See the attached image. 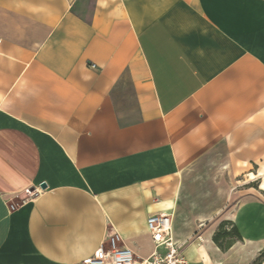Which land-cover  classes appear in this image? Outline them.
I'll use <instances>...</instances> for the list:
<instances>
[{
  "label": "crops",
  "instance_id": "crops-1",
  "mask_svg": "<svg viewBox=\"0 0 264 264\" xmlns=\"http://www.w3.org/2000/svg\"><path fill=\"white\" fill-rule=\"evenodd\" d=\"M152 213L192 264L264 248V0H0V264H88L110 227L139 262Z\"/></svg>",
  "mask_w": 264,
  "mask_h": 264
},
{
  "label": "built area",
  "instance_id": "built-area-1",
  "mask_svg": "<svg viewBox=\"0 0 264 264\" xmlns=\"http://www.w3.org/2000/svg\"><path fill=\"white\" fill-rule=\"evenodd\" d=\"M40 189L25 190L24 198H33ZM147 228L153 242V251L139 262L134 251L126 246L114 228H108L103 242L87 259L88 264H192L184 255L181 245L173 238L170 213H152L147 217Z\"/></svg>",
  "mask_w": 264,
  "mask_h": 264
},
{
  "label": "trees",
  "instance_id": "trees-1",
  "mask_svg": "<svg viewBox=\"0 0 264 264\" xmlns=\"http://www.w3.org/2000/svg\"><path fill=\"white\" fill-rule=\"evenodd\" d=\"M236 237L240 238V235L235 225L226 228L221 224L214 233L212 240L221 250H226L231 246ZM248 264H264V248L259 252L255 259Z\"/></svg>",
  "mask_w": 264,
  "mask_h": 264
},
{
  "label": "rangeland",
  "instance_id": "rangeland-1",
  "mask_svg": "<svg viewBox=\"0 0 264 264\" xmlns=\"http://www.w3.org/2000/svg\"><path fill=\"white\" fill-rule=\"evenodd\" d=\"M194 183V187H193V190H191V194L190 195H188V199L189 200H192L193 201V203H194V206H195V208H196V206L200 203L201 204V202H202V196H201V179H199V180H196V181H194L193 182ZM198 234H196V235H193L192 236V239L194 240V239H197L198 238Z\"/></svg>",
  "mask_w": 264,
  "mask_h": 264
},
{
  "label": "water",
  "instance_id": "water-1",
  "mask_svg": "<svg viewBox=\"0 0 264 264\" xmlns=\"http://www.w3.org/2000/svg\"><path fill=\"white\" fill-rule=\"evenodd\" d=\"M45 186H46L45 183H42V184H41V187H45Z\"/></svg>",
  "mask_w": 264,
  "mask_h": 264
}]
</instances>
